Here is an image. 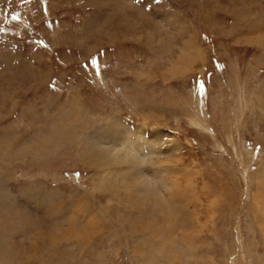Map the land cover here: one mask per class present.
<instances>
[{
	"label": "rangeland",
	"instance_id": "374dc122",
	"mask_svg": "<svg viewBox=\"0 0 264 264\" xmlns=\"http://www.w3.org/2000/svg\"><path fill=\"white\" fill-rule=\"evenodd\" d=\"M0 264H264V0H0Z\"/></svg>",
	"mask_w": 264,
	"mask_h": 264
},
{
	"label": "snow or ice",
	"instance_id": "6c2138e0",
	"mask_svg": "<svg viewBox=\"0 0 264 264\" xmlns=\"http://www.w3.org/2000/svg\"><path fill=\"white\" fill-rule=\"evenodd\" d=\"M15 18V17H14ZM201 89L203 88V85H200Z\"/></svg>",
	"mask_w": 264,
	"mask_h": 264
}]
</instances>
